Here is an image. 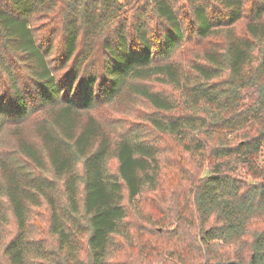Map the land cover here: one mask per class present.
<instances>
[{
	"label": "trees",
	"instance_id": "obj_1",
	"mask_svg": "<svg viewBox=\"0 0 264 264\" xmlns=\"http://www.w3.org/2000/svg\"><path fill=\"white\" fill-rule=\"evenodd\" d=\"M0 264H264V0H0Z\"/></svg>",
	"mask_w": 264,
	"mask_h": 264
},
{
	"label": "rangeland",
	"instance_id": "obj_2",
	"mask_svg": "<svg viewBox=\"0 0 264 264\" xmlns=\"http://www.w3.org/2000/svg\"><path fill=\"white\" fill-rule=\"evenodd\" d=\"M128 110V106H111V107H107L105 108V110L101 113V118H103V120H109L111 119V117H116V116H126L127 113H124ZM140 111V110H138ZM135 114H132V116H134ZM29 135L33 137V130L32 128L28 129ZM7 145H13L14 141L12 138H8L5 142Z\"/></svg>",
	"mask_w": 264,
	"mask_h": 264
}]
</instances>
